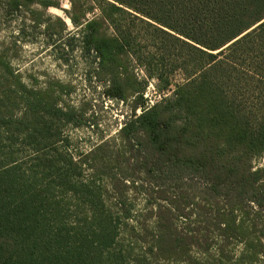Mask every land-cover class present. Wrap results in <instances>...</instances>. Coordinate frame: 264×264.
Returning a JSON list of instances; mask_svg holds the SVG:
<instances>
[{
	"label": "trees",
	"instance_id": "obj_1",
	"mask_svg": "<svg viewBox=\"0 0 264 264\" xmlns=\"http://www.w3.org/2000/svg\"><path fill=\"white\" fill-rule=\"evenodd\" d=\"M2 2L7 13L34 5L58 7V0ZM95 2L99 11L93 18L86 16L91 7L87 10L78 0H70L68 15L80 28L86 49L96 52L98 76L114 98H141L145 84L128 70L131 57L149 76H157L159 90L170 86L163 77L166 54L172 56V69L181 68L185 76L171 96L125 124L127 144L152 149L151 158L141 162L150 174L169 165L184 167L214 197L201 206L211 215L213 228L211 223L179 227L177 218H189L193 210L185 211L188 202L159 186L164 204L158 203L154 213L146 248L150 257L207 264L194 251L208 253L218 244L223 255L224 246L236 240L243 246L237 264L256 260L264 243L254 225L237 218L241 203L230 205L228 199L229 207H224L219 198L234 193L264 211V166L252 168V159L264 155V98L247 104L242 97L246 90L264 93V0ZM121 16L138 22L152 38L148 60H142L138 33L122 25ZM157 40L174 49L166 53ZM74 115L58 105L53 89L23 84L0 52V264H131L118 242L120 215L105 208L100 188L80 179L75 161L57 146L62 126ZM14 145L31 151L30 162L18 160ZM79 207L86 208L81 216L75 211ZM143 262L139 264H151L148 257Z\"/></svg>",
	"mask_w": 264,
	"mask_h": 264
},
{
	"label": "rangeland",
	"instance_id": "obj_2",
	"mask_svg": "<svg viewBox=\"0 0 264 264\" xmlns=\"http://www.w3.org/2000/svg\"><path fill=\"white\" fill-rule=\"evenodd\" d=\"M78 3L87 10L91 7L86 14L88 18L98 15L95 0H78ZM69 11L70 0H58V7L43 9L34 5L32 10L7 13L0 0V52H4L14 74L23 84L33 90L53 89L58 105L75 113L72 122L62 126V140L58 141L57 146L75 161L74 168L80 173V179L93 181L100 188L105 208L113 216L120 215L122 223L118 242L121 248L128 251L130 263H144L143 257H148L151 264H184L175 260L154 261L147 252L151 231L155 227L154 213L158 203L164 204L158 198L157 188L161 186L168 195L181 197V202H188L185 211L193 210L189 218H177L179 227L191 223L190 227L199 225L203 228L211 223V215L201 206L213 201L214 197L205 182L184 167L169 165L162 173L147 172L146 165H141V162L151 158L152 149L137 145L130 148L122 135V128L138 117L144 108L171 96L175 85L183 83L185 76L181 68L172 69V56L166 54L163 77L169 79L170 86L159 90L161 82L157 76H149L144 65L131 57L128 70L145 84L141 98L137 101L135 96H129L126 100L114 98L108 90L107 81L98 76L96 52L86 49L80 28L75 27L69 19ZM57 17L63 21L64 30H61ZM121 18L122 25L138 33L136 42L142 60H148L146 51L152 38L135 20L126 16ZM157 43L163 47L158 40ZM163 44L167 45L163 47L166 53L174 49L171 45ZM245 93L242 97L247 104L260 96L264 98V93L255 90H246ZM49 154L52 155V152ZM15 155L23 163L30 162L33 156L30 150L18 145L15 146ZM263 166L264 155L252 159L253 169ZM237 198L232 193L229 198L221 196L219 201L221 205H226L228 199L230 205L239 201L241 207L235 211L237 218L244 219L250 226L254 225L255 232H252L264 243V211H258L252 201ZM70 206L71 209L74 207L73 204ZM84 210V207L75 209L79 216ZM125 212L128 216L123 218ZM210 227L213 228L212 223ZM217 247L218 244L208 253L194 251L193 254L207 264H237L243 248L241 242L233 240L225 245L223 255L218 254ZM227 256L231 259L227 260ZM244 264H264V252L252 262L245 260Z\"/></svg>",
	"mask_w": 264,
	"mask_h": 264
},
{
	"label": "snow or ice",
	"instance_id": "obj_3",
	"mask_svg": "<svg viewBox=\"0 0 264 264\" xmlns=\"http://www.w3.org/2000/svg\"><path fill=\"white\" fill-rule=\"evenodd\" d=\"M64 6L67 7V4H65Z\"/></svg>",
	"mask_w": 264,
	"mask_h": 264
}]
</instances>
